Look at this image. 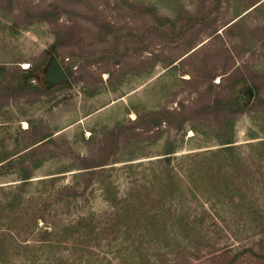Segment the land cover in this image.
I'll return each mask as SVG.
<instances>
[{"label":"rangeland","instance_id":"rangeland-1","mask_svg":"<svg viewBox=\"0 0 264 264\" xmlns=\"http://www.w3.org/2000/svg\"><path fill=\"white\" fill-rule=\"evenodd\" d=\"M253 80L248 113L206 108ZM262 242L264 0H0V264Z\"/></svg>","mask_w":264,"mask_h":264},{"label":"trees","instance_id":"trees-1","mask_svg":"<svg viewBox=\"0 0 264 264\" xmlns=\"http://www.w3.org/2000/svg\"><path fill=\"white\" fill-rule=\"evenodd\" d=\"M68 75L71 77L73 75V72L71 69H68ZM31 79L28 78L25 80V84L27 85L28 80ZM24 86V85H23ZM20 87L19 89H15L16 92L21 91L24 87ZM262 85L259 81H251L250 84L245 87L247 89L246 97H242L241 95L229 99V100H222L221 98L215 99L213 102L209 103L207 105V109L209 110H224L228 112L231 116L236 117L239 115H243L245 113H248L247 107L245 101L250 100V94L248 90H253L256 92V96H259L260 92L262 91ZM251 110V108H250ZM194 114L192 113L191 116ZM229 145H232L233 142L226 143ZM82 166L84 169H93L99 165H90L87 163L86 158H81ZM203 215L206 217L205 213ZM218 235V234H217ZM220 236V235H219ZM263 247L264 243L262 242ZM221 247L218 248L219 252L222 253L220 256H213L212 258L208 259L207 261L198 262L196 264H247L249 262H253L254 259H264V248L261 247L259 243H252L250 244H243L241 246L235 247L233 245H229L227 243L220 244ZM227 253H232V257L228 259L226 257ZM193 264V263H190Z\"/></svg>","mask_w":264,"mask_h":264},{"label":"water","instance_id":"water-1","mask_svg":"<svg viewBox=\"0 0 264 264\" xmlns=\"http://www.w3.org/2000/svg\"><path fill=\"white\" fill-rule=\"evenodd\" d=\"M51 67H50V73L48 76V81L51 85H57L63 81H66L68 78V75L66 71L63 69V67L60 65V63L52 59L51 60ZM250 96H252V91H249Z\"/></svg>","mask_w":264,"mask_h":264}]
</instances>
